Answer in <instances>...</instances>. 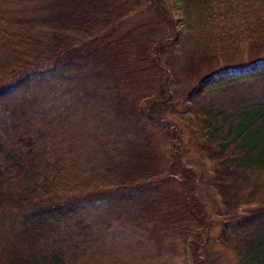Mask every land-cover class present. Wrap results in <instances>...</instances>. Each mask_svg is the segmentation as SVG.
<instances>
[{"label": "trees", "instance_id": "16d2710c", "mask_svg": "<svg viewBox=\"0 0 264 264\" xmlns=\"http://www.w3.org/2000/svg\"><path fill=\"white\" fill-rule=\"evenodd\" d=\"M182 1V41L202 43L192 58L264 47V0ZM131 4L0 0V264H127L107 241L113 222L154 234L181 204L207 224L189 190L180 200L188 169L177 157L166 165L160 137L177 148L180 134L160 124L164 92L150 102L145 90L153 66L166 94L168 78L156 58L145 69L131 56L133 31L120 33ZM259 73L260 55L213 70L183 102L227 218L221 237L242 264H264V99L230 111L205 104Z\"/></svg>", "mask_w": 264, "mask_h": 264}, {"label": "rangeland", "instance_id": "374dc122", "mask_svg": "<svg viewBox=\"0 0 264 264\" xmlns=\"http://www.w3.org/2000/svg\"><path fill=\"white\" fill-rule=\"evenodd\" d=\"M136 1L131 0L132 4L126 8L120 33L127 34L133 31L124 39L130 48L131 56L140 57L139 60L143 62L145 69H148L147 66H153L152 61L156 58L168 78V94H166L162 89L166 87L160 84L162 76L160 77L157 72L159 68L153 66L148 82L154 88L151 89V85L145 90L147 89L148 93L150 90L155 92L148 96L150 102L152 99L155 100V97H161L164 92L161 99L154 101L157 102V113L162 114L160 124L166 122L170 126L171 134H180L177 148L173 146L171 139L164 135L163 138L160 137L166 165L172 166L177 157V160L188 169L187 181L181 182L182 184L176 183L180 200L186 202L185 191L189 190L192 199L187 202L191 208L196 205L201 208L198 210L199 216L204 215L207 224L193 218L186 206L181 204L174 221L169 226L165 223L163 230L157 229L158 232L153 234L152 228L149 230L128 222H113L108 230L107 241L117 245L127 264H242L235 245L233 243L228 245L221 237L227 218L222 214L220 197L210 183V162L202 157L196 146L192 116L183 112V102L206 74L227 66L249 65L254 57L259 55L264 57V47L260 51H252L248 50L249 46H244L233 53L217 52L213 57L194 59L192 56L197 55L202 43L199 44L198 38L188 35L186 38L189 39L182 41L187 28L184 25L186 15L183 1L140 0L141 4ZM147 2L151 3V8L148 7ZM23 7L26 6L22 4L18 9ZM18 16L23 17L20 14ZM162 16L167 20H162L160 18ZM135 27L137 29H133ZM44 41L51 42L49 39ZM161 41L166 45L157 49L156 44ZM162 69L160 72L163 73ZM58 90L55 89L52 93L57 94ZM207 97L210 99L207 100L205 107L214 108L215 112L221 109L230 111L238 104L243 107L264 99V73L250 75L237 83L236 87H231V91L217 95L216 98L214 94ZM150 106H153V103ZM219 117L223 119V116ZM157 130L160 131L159 128ZM261 183L264 184V178L261 179ZM232 185L233 189L237 187L236 183ZM262 192L264 193V188ZM152 234L154 236L158 234L159 240L154 239ZM234 243L237 244V241Z\"/></svg>", "mask_w": 264, "mask_h": 264}]
</instances>
